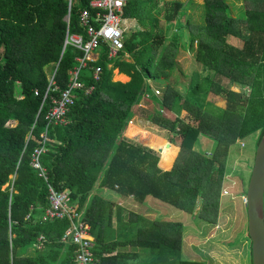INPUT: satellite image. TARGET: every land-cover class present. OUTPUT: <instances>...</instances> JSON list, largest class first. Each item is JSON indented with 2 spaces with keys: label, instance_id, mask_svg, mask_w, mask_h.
<instances>
[{
  "label": "trees",
  "instance_id": "trees-1",
  "mask_svg": "<svg viewBox=\"0 0 264 264\" xmlns=\"http://www.w3.org/2000/svg\"><path fill=\"white\" fill-rule=\"evenodd\" d=\"M234 1L241 0L194 3L201 8L199 23L190 22L186 3L174 1L172 11L168 6L161 11L159 0L127 2L120 18L134 19L138 27L123 36L114 58L101 44L98 58L80 71L81 88L73 93L66 122L47 132L41 156L46 181L31 163L47 125L50 102L42 107V97L53 73L55 85L67 88L82 53L65 45L66 35L85 38L80 14L88 10L96 28L95 11L89 0H0V264H75L74 246L61 240L68 221L41 218L48 206L47 183L67 191L74 211L82 212L100 264H202L181 258L180 222L149 220L134 212L122 220L121 208L98 190L138 204L151 197L201 221H214L229 148L254 135L256 147L264 134V0H242L241 9ZM187 4L193 6L192 0ZM171 22L179 31L175 38L165 35ZM228 36L242 39V46ZM187 45L200 69L184 75L177 56ZM95 67L101 69L97 83ZM115 69L129 81H113ZM177 73L188 80L184 94L174 87ZM217 76L230 86L221 85ZM150 82L160 87L161 97ZM231 86L247 91L234 92ZM209 93L225 105L208 100ZM136 114L166 129L167 141L153 137L152 148L125 137ZM202 136L214 142L210 153L195 148ZM171 143L179 153L164 169L160 165L170 166L175 154ZM246 232L250 240L247 224ZM250 250L252 264L251 240Z\"/></svg>",
  "mask_w": 264,
  "mask_h": 264
},
{
  "label": "rangeland",
  "instance_id": "rangeland-1",
  "mask_svg": "<svg viewBox=\"0 0 264 264\" xmlns=\"http://www.w3.org/2000/svg\"><path fill=\"white\" fill-rule=\"evenodd\" d=\"M178 1L180 3H186L187 8L185 9L189 13L191 23H199L201 8L194 6L195 4H202L203 0H192V5H188V0H159V9L165 11L168 6L169 11H172V2ZM232 5L235 8H243L244 2L234 1ZM234 16L235 14L232 13ZM163 17V16H162ZM186 21V15L181 17L178 21L181 25ZM175 22H171L167 25L165 35L169 38H175V35L179 33L176 30L177 25ZM122 28L124 29L123 36L130 34L134 31L131 26L125 25L122 22ZM182 30V28H180ZM180 30V31H181ZM184 30V29H183ZM184 30V36L186 35ZM228 41L234 43L237 46H242L243 40L236 39L228 36ZM180 68L185 74H189L193 68L200 69L198 64L194 61L192 52L189 51L188 45L181 50L177 56ZM175 75V74H174ZM172 75V76H174ZM183 74L177 73L178 82L175 81L174 87L181 94L185 92V86L188 80ZM113 81L124 80L121 77L114 75ZM173 81V77L171 79ZM216 81L220 82L221 85L229 87L228 81L225 77H216ZM153 90L159 91V97L162 96V90L158 87L155 82H150ZM230 89L234 92L247 91L241 87H233ZM208 100H211L217 106H224L225 102L220 96H216L209 93L207 96ZM139 106L144 108H151L148 105ZM162 115L166 117H173L166 110H162ZM142 126L141 132L136 133L137 135L130 136L129 139L149 145L150 140L153 137H161L167 141V137L170 134L166 129L161 126L152 123L147 119L135 120ZM133 122V119L129 120L128 124ZM9 124H13L10 122ZM206 137V136H205ZM257 135L246 138L243 141L237 142L233 148H229V154L227 155L225 170L223 172L222 186L219 192V202L217 211L213 222H204L200 219L191 216L188 213L182 212L168 204H165L159 200L147 197L142 204L135 203L129 198L123 199L115 192L106 189L98 190V194L103 198L112 201L116 206L121 208L120 218L126 219L128 212H134L149 220H166L180 222L183 226L182 229V240H181V258L183 260L198 261L202 264H250V240L247 238L246 232V211L243 205L242 194H245L248 178L250 175L251 167L253 164V158L255 154V144ZM169 143V142H167ZM175 148V154L173 156L171 166L174 164L177 155L179 153V147L171 143ZM196 144V149H202L210 151L212 149L203 148V144ZM160 159L161 153L158 151ZM159 159V163L160 160ZM97 192V189L95 187ZM199 205V204H197ZM116 206L112 208V223L116 225L117 220L115 217ZM199 206H197L198 208ZM197 212V211H196Z\"/></svg>",
  "mask_w": 264,
  "mask_h": 264
},
{
  "label": "built area",
  "instance_id": "built-area-1",
  "mask_svg": "<svg viewBox=\"0 0 264 264\" xmlns=\"http://www.w3.org/2000/svg\"><path fill=\"white\" fill-rule=\"evenodd\" d=\"M131 0H89V9L94 10L93 22L97 24L94 28L90 24L88 10L80 14V24L83 27L84 37L79 35H66L65 45L69 44L81 51V56L76 58L77 66L71 71L69 84L66 89L60 90L54 82V73L48 77L49 84L43 94L42 107L48 99L49 109L46 113L47 121L45 132L41 135L42 140L32 155V166L38 174L46 181L48 178L46 167L42 164L41 156L46 151L47 132L51 126L62 125L66 122L65 116L74 104L73 93L81 88L79 74L87 66V62H93L98 58V49L101 44L108 48V58H114L122 48L124 29L120 18L122 7ZM101 69L95 67L92 79L97 83L100 79ZM92 88L88 89L89 93ZM153 90V89H152ZM57 92L54 96L52 93ZM156 96L158 90H153ZM37 95V92L34 93ZM148 97V95H146ZM162 113V110H161ZM13 178V176H12ZM48 206L41 216L42 220L68 221V227L64 230L61 240L74 246L75 264H100L99 258L94 253V242L90 234V227L82 217V212L74 211L67 191H57L47 183ZM243 205H246L245 194L241 196Z\"/></svg>",
  "mask_w": 264,
  "mask_h": 264
},
{
  "label": "water",
  "instance_id": "water-1",
  "mask_svg": "<svg viewBox=\"0 0 264 264\" xmlns=\"http://www.w3.org/2000/svg\"><path fill=\"white\" fill-rule=\"evenodd\" d=\"M157 151L161 152L158 148ZM247 231L252 243V264H264V134L258 141L246 190Z\"/></svg>",
  "mask_w": 264,
  "mask_h": 264
},
{
  "label": "crops",
  "instance_id": "crops-1",
  "mask_svg": "<svg viewBox=\"0 0 264 264\" xmlns=\"http://www.w3.org/2000/svg\"><path fill=\"white\" fill-rule=\"evenodd\" d=\"M123 23L126 25H128V26H131V27H135V28H137L138 27V23H137V21L136 20H134V19H124L123 20ZM134 28V29H135ZM113 73H114V75H116V76H123V77H121V79H124V80H120L119 82H122V83H126V82H128L129 81V76H127L126 74H124V73H120L117 69H115L114 71H113ZM144 117L143 116H141L140 114H136V115H134L133 117H131V119H133V122H131V123H129L128 125H127V128H126V130H125V132H124V136L125 137H127V138H130V136H133V135H137L136 133H139V132H141V129H142V126L139 124V123H137L135 120L137 119V120H139V119H143ZM145 119V118H144ZM170 143V142H169ZM199 144L200 143H202L203 144V148H209V149H212L213 147H214V142H213V140H211L210 138H208V137H205V136H202V139H199V142H198ZM201 144V145H202ZM148 146H150V147H152V148H154L153 146H151V145H148ZM231 148H233V147H231ZM161 160V159H160ZM159 165H160V163H159ZM162 168H164V169H170L172 166L170 165V166H168V167H164V166H162V165H160Z\"/></svg>",
  "mask_w": 264,
  "mask_h": 264
}]
</instances>
